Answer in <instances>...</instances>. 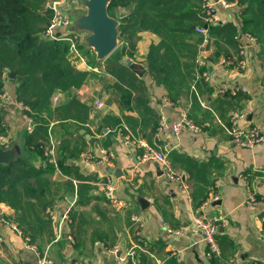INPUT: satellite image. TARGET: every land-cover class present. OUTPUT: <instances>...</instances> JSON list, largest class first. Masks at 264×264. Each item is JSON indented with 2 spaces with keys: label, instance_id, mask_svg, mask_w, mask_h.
<instances>
[{
  "label": "crops",
  "instance_id": "obj_1",
  "mask_svg": "<svg viewBox=\"0 0 264 264\" xmlns=\"http://www.w3.org/2000/svg\"><path fill=\"white\" fill-rule=\"evenodd\" d=\"M197 1L202 6V0ZM248 1L239 4L236 0L229 8L216 4L213 12L219 21L215 25L230 23L240 30L244 19H249L246 14ZM73 31L79 30L73 25ZM84 33V38H87L89 33ZM245 35L242 34V37ZM159 42L158 36L141 33L134 57L123 59L147 63L150 46ZM202 45L199 54L206 52L211 60L204 68L212 73L214 83L243 87L246 91L236 95H219L208 84L200 83L195 94L200 104L193 115L190 94L185 93L178 101H173L163 87L144 75L139 78L143 79L148 89L146 102L153 111V115L145 116L148 126L143 125L142 117L136 110L124 108L120 96L109 88L115 85L116 80L106 72L104 60L108 58L98 60L96 57L95 61L96 53L87 43L86 48L92 51L90 57L80 51L84 61L69 51V61L77 70L95 75L76 91L55 93L63 99L60 105L75 97L91 108L86 129L78 127L80 134L75 133V136H83L80 142L87 143L86 150L79 159L68 158L65 162L78 166L79 172L89 177L88 183L93 186L88 192L90 202H77L78 181L73 180L76 183L74 193L63 189L65 181L70 178L57 166L56 149L61 144L62 132L55 121L57 119L52 120L46 115L47 121L52 124L50 129H53L50 138L53 146L55 144V163L46 156L50 144L44 148L46 162L43 165L47 166L48 161L55 168L51 180L60 184L62 189L54 186L53 203L43 213L47 224L42 227L31 225L25 230L14 220L18 216L16 209L0 204V264H38L45 255L55 264H135L132 258H126L128 251L137 244V226L132 221L133 217L144 223L141 231L149 244L147 249L137 250L135 259L138 264H264V142L252 149L238 147L231 143L227 132L231 113L240 111L245 114L240 120L241 126H258L264 134V44H259L257 40L256 44L249 45L242 58L246 67L234 69L231 66L229 71L221 67L219 61L229 57L241 59L239 50H230L228 57L222 55L217 60L213 41L211 46ZM88 66L97 71L90 70ZM9 74L5 78L6 86L17 99V85ZM191 90H194L192 85ZM166 99L173 101L174 106L166 107ZM97 101L104 106L95 111L93 107ZM60 105L52 102L53 108ZM183 111L202 131L196 133L187 129L178 135L170 133L162 144L167 145L174 170L187 186L186 190L181 182L168 181L161 175L162 171L155 163H141L139 156L144 148L133 144L157 143L154 128L160 114H165L172 122L180 120ZM125 115L139 122H126L123 119ZM107 116L121 118L123 124L118 126L103 122ZM0 118L7 130V138H0L3 140L1 144L4 147L7 143L11 147L14 142L19 143L22 156L25 143L21 136L26 129L21 115L13 113L12 108H6L0 111ZM72 124L69 122L66 126L73 128ZM108 178L115 185L113 197L120 202L119 206L114 205L99 185ZM246 187L256 195L257 205L246 203ZM206 193V199L211 197L212 201L210 206L200 209L206 200L202 199ZM66 213L69 220L62 219ZM206 215L223 218L217 230L220 255L213 260L206 255L207 246L203 244L194 221L195 217ZM12 222L21 227L23 236L13 230L10 226ZM164 223L175 231H182V235L167 231ZM25 236L31 238L36 249L26 245Z\"/></svg>",
  "mask_w": 264,
  "mask_h": 264
},
{
  "label": "trees",
  "instance_id": "obj_2",
  "mask_svg": "<svg viewBox=\"0 0 264 264\" xmlns=\"http://www.w3.org/2000/svg\"><path fill=\"white\" fill-rule=\"evenodd\" d=\"M47 1L0 0V94L7 73L15 72L13 80L17 85V100L28 106L31 110L29 114L34 115L40 123L32 134L25 132L21 136L25 143L23 155L14 163L0 166V204L16 209L18 216L14 220L25 230L31 225L46 226L43 213L53 203L51 197L54 186L62 189L60 184L51 180L56 172L55 168L48 161L47 166L43 165L46 162L44 148L50 145L53 130L49 128V122L44 119V115L52 120L57 119L55 121L62 132L61 144L56 149L57 166L70 178L65 181L63 189L74 193L75 182L78 181L77 202L80 204L90 202L88 192L93 188L88 183L89 177H84L78 166L65 164L68 158L79 159L86 150L87 143L80 142L84 139L83 136L77 135L80 134V128L86 129L91 108L75 97L68 103L53 108L52 99L59 91L80 89L95 78V75L77 70L71 64L68 58L70 42H43L39 39V34L53 17V13L45 9ZM227 1L231 3L236 0ZM237 1L243 4L246 0ZM248 2L246 14L249 19H244L240 30L230 23L209 26V35L215 47V59L218 60L222 55L228 57L230 50H239L242 34L254 36L259 44H264V0ZM202 10L203 3L199 6L197 0L110 2L108 12L119 22V40L122 46L113 52L115 61L110 62L111 65L106 71L116 80L115 85L109 88L120 96L124 108L131 107L141 115L144 126H148L145 124L148 123L145 116L153 115L146 102L148 89L143 79L122 65L121 60L124 57H134L141 33L149 32L158 36L160 42L150 46L146 58L148 69L145 77L163 87L173 101H178L185 93L190 94L194 115L200 104L195 94L200 83H203L202 80L197 81V72L206 70L197 64L203 42L197 29L206 26ZM78 48L85 56H91V50L86 48V44L80 43ZM210 61L208 58L207 62ZM193 84L197 91L191 90ZM135 93L138 95H134ZM123 119L129 123L139 122L138 119L126 115ZM123 119L107 116L103 122L119 126L123 124ZM69 122L73 123V128L66 126ZM155 125L157 127V120ZM78 127L80 128L77 129ZM6 131L0 118V138H7ZM207 194L203 200L208 198Z\"/></svg>",
  "mask_w": 264,
  "mask_h": 264
},
{
  "label": "built area",
  "instance_id": "obj_3",
  "mask_svg": "<svg viewBox=\"0 0 264 264\" xmlns=\"http://www.w3.org/2000/svg\"><path fill=\"white\" fill-rule=\"evenodd\" d=\"M83 0H49L47 1V9H49L53 13L52 20L47 24L46 28L39 34V39L43 42L49 41H68L70 42V52L74 53L80 60L84 61V59L80 55V50L78 48L80 43L86 44V38L84 31H73V25L75 21V17L79 14L86 13V6L82 2ZM203 3V20L206 23L205 27H201L197 29V33L203 37V47L211 46L212 40L209 35V26H213L216 24L218 20L216 14L213 12L216 4H220L224 8L231 7V3L227 0H217L216 2L213 0H202ZM257 39L251 35H245L240 40V47L238 51V55L241 59L236 58H222L219 61V65L225 69L233 66L234 69H244L246 67V62L242 60L245 57L247 48L249 45L256 44ZM206 52L200 53L197 58V64L200 68L207 66L208 57L205 54ZM90 70H93L90 66H88ZM97 71V70H93ZM229 71V69H228ZM202 72V73H201ZM201 72H197V81L202 80L203 83L208 84L213 88L214 92L221 94H230L236 95L238 92H245L246 89L243 87H234L227 85H220L214 83V78L212 73L208 72V70H204ZM192 88H195V84H193ZM63 100V99H62ZM61 97L59 95H54L52 102L56 105H60ZM166 107H173L174 102L166 99L164 101ZM104 104L102 102H95L93 109L95 111L102 109ZM6 108H12L13 113L17 112L21 115L22 120L25 124V129L28 134H32L35 129L40 125L34 115L29 114L31 112L30 108L23 103L19 102L16 98H14L10 91L7 89L6 80H4L3 90L0 94V111L5 110ZM181 119L178 121H169L167 116L163 113L160 114L157 129L155 132V138L157 143L153 145L148 144H140L134 142L138 147H143L144 152L139 156V161L141 163H155L156 166L163 172V175L171 182H181V177L175 172L173 163L169 158V150L167 145H163L162 142L165 141L167 136L172 133L178 135L187 129H191L196 133H200L202 128L195 123H193L188 116L186 111L181 113ZM245 117V114L240 111H233L230 116L229 125L227 126V132L230 135L231 143L235 146L252 149L257 145H260L264 142V134L258 126L252 127H243L240 125V120ZM44 119H47V116L44 115ZM49 128L52 126L50 123ZM51 139V138H50ZM50 148L46 150V156L49 157L52 163H55V144L53 146L52 139L50 140ZM4 149H8L9 145L5 143ZM89 160V158H87ZM181 184L185 185L181 182ZM101 190L112 200L114 205L119 206L118 201H116L113 197V192L116 190L115 185L113 184L111 179H107L104 183L99 184ZM186 190V185L183 187ZM246 203L255 206L259 203L256 195L253 191L246 187ZM208 206V202H204L200 209ZM55 219V215L52 216ZM63 220H69V215L66 213L63 217ZM223 220L222 217L216 218L213 216H198L195 218V225L201 233L202 242L207 246L206 255L209 260L215 259V257L220 255V246L217 240V230L220 225V222ZM132 221L137 226V244L132 247L128 253L126 258H132L135 264H138L135 256L137 255V250L141 248H148L149 244L145 240L144 234L142 233V229L144 228V223L141 222L139 218L133 217ZM165 224V223H164ZM165 229L173 234L182 235V231L173 230L169 227V225L165 224ZM13 230L20 236H23V231L16 225L11 224ZM26 245L31 249H36L35 245L31 244V238L29 236H25ZM175 255V252H173ZM40 264H53L51 261L43 258L40 261Z\"/></svg>",
  "mask_w": 264,
  "mask_h": 264
},
{
  "label": "water",
  "instance_id": "obj_4",
  "mask_svg": "<svg viewBox=\"0 0 264 264\" xmlns=\"http://www.w3.org/2000/svg\"><path fill=\"white\" fill-rule=\"evenodd\" d=\"M82 2L87 8L86 13L75 17L74 27L89 33L86 43L94 50L98 60H104L117 49L119 40V22L108 12L111 0H83ZM121 64L133 70L140 78L147 74L148 63L139 64L130 59H122ZM15 74L10 72V77L14 78ZM21 153L17 142L8 149H4L0 144V166L16 162Z\"/></svg>",
  "mask_w": 264,
  "mask_h": 264
},
{
  "label": "rangeland",
  "instance_id": "obj_5",
  "mask_svg": "<svg viewBox=\"0 0 264 264\" xmlns=\"http://www.w3.org/2000/svg\"><path fill=\"white\" fill-rule=\"evenodd\" d=\"M87 46H88V44H87ZM122 46V43L120 42V40H118V47H121ZM89 47V46H88ZM117 47V48H118ZM92 51V50H91ZM92 54V53H91ZM95 61H97L96 60V56H95ZM105 61V67H106V69L108 68V67H110V62H113V61H115V57L113 56V55H111V56H109L108 57V59H106V60H104ZM187 187V186H186ZM211 201H212V198L210 197L209 199H206L204 202H208V205L210 206V203H211ZM203 205V204H202ZM202 207V206H201ZM200 207V208H201ZM206 207H208V206H206ZM206 207H204V208H206ZM203 208V209H204ZM198 217V216H197ZM196 218V217H195ZM194 221H195V219H194ZM11 224H13V222L12 223H10V226H11ZM32 244V243H31ZM34 245V244H33ZM43 258H46L47 260H49V261H51L53 264H55L54 262H53V260L52 259H50L49 257H47L46 255L45 256H42L40 259H39V261H38V264H40V261L43 259Z\"/></svg>",
  "mask_w": 264,
  "mask_h": 264
}]
</instances>
